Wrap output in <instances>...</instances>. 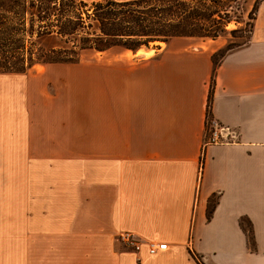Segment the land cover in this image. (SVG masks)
<instances>
[{"label": "crops", "instance_id": "0c3cea01", "mask_svg": "<svg viewBox=\"0 0 264 264\" xmlns=\"http://www.w3.org/2000/svg\"><path fill=\"white\" fill-rule=\"evenodd\" d=\"M257 13L217 63L223 44L176 37L0 73V264H264L247 242L264 247V0ZM210 84L235 144L204 146ZM124 232L169 248L133 252Z\"/></svg>", "mask_w": 264, "mask_h": 264}, {"label": "trees", "instance_id": "16d2710c", "mask_svg": "<svg viewBox=\"0 0 264 264\" xmlns=\"http://www.w3.org/2000/svg\"><path fill=\"white\" fill-rule=\"evenodd\" d=\"M236 1L196 0L193 4L185 0H129L122 2L102 0L94 2L90 6V13L85 11V19L88 21V24L85 25V19L81 15L74 16L71 10L63 9L64 5L57 0H23L21 1V14L24 21L28 23L25 32L32 33L34 23L38 22V38L52 37L55 34V36L66 39L72 35H78L79 31L85 29H93L98 32V35L93 38H81V44L78 46L79 51L75 53L76 56H72L73 52L65 53L66 50H62L64 54L60 55L61 45L55 44L46 51L47 56L27 58L28 63L25 60H19L24 66L5 60L2 65L9 70L4 73L22 74L27 72L26 69H30L36 64L75 63L79 60L78 56L88 50L103 52L112 47H118L136 52L143 47L149 48L150 44L157 40L167 44L176 37L216 40L226 33L234 37L236 32L243 30L236 28L227 32V24L234 21L236 25L247 26L249 36L243 42H229L214 54L213 61L217 63L226 53L246 45L254 29V23L242 22V18L232 20L231 14H233ZM259 1L261 3L262 0H256L251 13L248 14V20L254 22L256 19ZM70 2L73 7L74 2ZM80 4L84 8L87 7L84 3ZM25 14L30 16L26 19ZM100 38L105 39L107 43L105 48H97L96 44L91 41ZM211 88L210 84L207 110L210 109ZM215 202L210 200L208 203V219L212 214Z\"/></svg>", "mask_w": 264, "mask_h": 264}, {"label": "rangeland", "instance_id": "374dc122", "mask_svg": "<svg viewBox=\"0 0 264 264\" xmlns=\"http://www.w3.org/2000/svg\"><path fill=\"white\" fill-rule=\"evenodd\" d=\"M21 1L23 0H0V73L7 72L9 69L4 67L2 64L5 60H10L15 62L18 65L23 64L22 61L25 60L28 63L27 58H35L40 56H47L46 51L50 50L51 45L60 44L61 47L59 49V54L63 55L65 53L70 54L69 52H73L72 56H76L75 53L79 51L78 46L81 44V38H93L98 35V32L95 30L85 29L78 32V35H72L68 38L62 39L61 37L52 35V37H44L38 38L37 27L39 25L38 22L34 23V31L32 33L25 32L27 27V22L24 21L23 15L21 14L22 6ZM47 1V0H46ZM61 2L64 7L63 9L71 10L72 14L77 16L81 15L82 18L85 19V11L88 13L91 12L90 6L94 2L102 1V0H57ZM74 2V6L71 7V2ZM116 2L129 1V0H114ZM188 3L195 4L196 0H185ZM256 0H237L234 5L233 14H231L232 20H238V18H242V22H248L249 24L254 23L247 19L248 14L251 13L252 8L255 4ZM80 3H84L87 5L86 8L81 6ZM260 4V1H259ZM62 13V11H61ZM258 14V13H257ZM256 14V17H257ZM30 15L25 14L24 17L27 19ZM253 16V15H251ZM25 19V20H26ZM54 20V18H52ZM218 20V19H216ZM87 25L88 21L85 19ZM257 25H261V22L258 21ZM218 26V25H216ZM214 26V27H216ZM239 26V27H237ZM242 26V27H240ZM236 28H241L243 31L236 32L235 36L232 37L228 33L224 34L221 38L218 39L217 42L213 43L208 39H203L199 41V43L203 42L202 46H214L218 44H223L222 48L229 42L239 43L243 42L248 35L249 28L243 25H236L234 21H231L226 26L227 32L231 30H235ZM81 29V28H80ZM97 46V48H105L107 43L105 39H92ZM164 42L161 40H157L154 43L150 44L149 48H140L143 49V52L153 51V54L156 51V48H163ZM3 45V46H2ZM64 48V49H63ZM118 48V47H117ZM117 48L112 49V52H115ZM138 49V50H140ZM137 50V51H138ZM58 51V50H57ZM136 51V52H137ZM100 52L94 50H88L82 52L78 58L84 63H92L97 62L99 60ZM51 56H54L50 54ZM138 58L145 57L144 54H140L137 56ZM76 58V57H75ZM24 66V64L22 65ZM39 64L32 66L30 69H26L29 71L31 69L38 70ZM26 68V67H25ZM33 71L30 74H33ZM206 134V133H205ZM264 240V238H262ZM247 242L249 243L250 252L252 255H263L264 256V247L260 248V246L256 242V238L253 236L252 232L249 236H247ZM264 245V244H263ZM198 259V258H197Z\"/></svg>", "mask_w": 264, "mask_h": 264}, {"label": "built area", "instance_id": "2783aa9c", "mask_svg": "<svg viewBox=\"0 0 264 264\" xmlns=\"http://www.w3.org/2000/svg\"><path fill=\"white\" fill-rule=\"evenodd\" d=\"M205 145H228L237 142V133L234 129L221 124L212 118L210 109L207 110L205 118ZM118 240L133 252H140L143 249L149 255H155L168 250L165 242L142 241L129 232L119 234Z\"/></svg>", "mask_w": 264, "mask_h": 264}, {"label": "bare ground", "instance_id": "6f19581e", "mask_svg": "<svg viewBox=\"0 0 264 264\" xmlns=\"http://www.w3.org/2000/svg\"><path fill=\"white\" fill-rule=\"evenodd\" d=\"M141 53H142V51L138 50V54H141ZM151 54H153V53L150 51V52L145 53V56L149 57Z\"/></svg>", "mask_w": 264, "mask_h": 264}]
</instances>
